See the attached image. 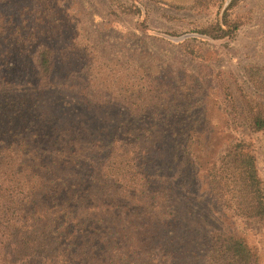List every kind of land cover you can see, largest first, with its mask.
Wrapping results in <instances>:
<instances>
[{"label":"rangeland","instance_id":"obj_1","mask_svg":"<svg viewBox=\"0 0 264 264\" xmlns=\"http://www.w3.org/2000/svg\"><path fill=\"white\" fill-rule=\"evenodd\" d=\"M221 28L230 34L202 33L219 35ZM45 49L56 63L49 78L38 69ZM254 69L264 70V0L0 1V103L14 93L37 100V115L47 111L40 112L42 102H54L49 114L60 125L63 108L83 117V125L68 132L83 149L91 146L89 135L107 140L116 133L133 141L117 144L112 159L104 151L77 161L83 176L89 161H115V169L138 165L140 176L155 175L161 191L170 179L166 196L176 217L151 242L159 264H231L201 240L222 230L245 241L252 264H264V222L234 215L232 193L209 191L206 179L207 168L215 164L218 171L244 153L256 162L264 187V130L253 124L264 113V71ZM182 131L204 132L208 141L195 160L203 168L187 166ZM33 135L14 130L4 136L0 148L13 145L15 154L4 152L3 161H25L17 148ZM27 144V150L44 147ZM136 144L140 160L120 158Z\"/></svg>","mask_w":264,"mask_h":264},{"label":"trees","instance_id":"obj_2","mask_svg":"<svg viewBox=\"0 0 264 264\" xmlns=\"http://www.w3.org/2000/svg\"><path fill=\"white\" fill-rule=\"evenodd\" d=\"M203 1L206 0H195V3ZM228 30L221 28L219 35H213L208 29L202 33L225 38L230 34ZM38 60L42 75L51 77L56 66L53 51L43 50ZM263 71L254 69L256 73ZM7 95L0 103V145L5 142L4 136L14 130L36 137H26L21 144L23 150L20 145L17 148L25 161H3L4 152L14 153L13 145L0 148V264H159L151 242L153 238L158 239L162 227L170 225L176 217L166 196L171 188L170 179L166 188L161 186L164 189L161 191L156 189L159 183L155 175L143 172L141 177L138 165L134 169L127 164L115 169L118 166L115 161H89V165L86 164L89 170L83 176L76 169L80 167L77 161L85 164L91 153L93 160L104 151L107 159H112L117 144L125 141L133 145V141L124 140L116 133L107 140L89 135L87 140L91 146L83 149L79 138L72 140L68 136L73 128L83 125V117L66 113L63 108L61 116L65 123L60 125L61 119L49 114L54 102L49 105L47 101L48 106L42 102L40 112L45 108L47 111L41 112L42 115L38 113L39 116L35 113L38 103L34 98L14 93ZM253 124L257 131L264 130V113H257ZM203 134L186 131L178 134L184 138L180 141L183 142L181 152L188 160L187 166L195 167L196 164L203 168L195 161L199 153L197 148L202 150L208 141H203ZM135 137L138 136H134V142L138 139ZM28 141L44 147L34 145L27 150ZM139 149L141 144H136L131 150H125L120 158L138 161L142 155ZM54 155L58 161H54ZM216 167L214 164L207 168L209 191H230L229 198L238 209L234 215L264 222V187L253 157L242 153L220 170ZM96 169L99 179H95ZM104 170L111 174L108 172L104 176ZM129 172L132 176L126 177ZM132 207L142 209L132 211ZM201 240L210 253L223 255L231 264H252L254 261L245 241L223 230ZM148 248L150 253L146 252Z\"/></svg>","mask_w":264,"mask_h":264}]
</instances>
